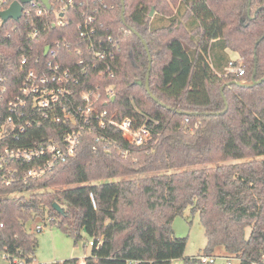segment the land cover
Instances as JSON below:
<instances>
[{"label":"trees","instance_id":"1","mask_svg":"<svg viewBox=\"0 0 264 264\" xmlns=\"http://www.w3.org/2000/svg\"><path fill=\"white\" fill-rule=\"evenodd\" d=\"M13 1L0 3V12ZM49 1L45 16L34 13L1 28L0 75L16 87L23 53L31 64L51 60L74 70L84 58L88 74L78 76L77 100L81 90L99 87L101 108L137 126L146 117L157 125L142 146L94 126L82 132L75 155L43 178L0 184L5 260L36 264L38 239L27 225L49 219L76 244L82 233L92 239L86 264H172L188 245L173 223L190 209L200 216L207 245L186 264H212L203 259L221 249L239 264H264V83L227 85L264 78V0ZM34 2L35 11L44 9ZM62 9L64 28L54 24ZM87 28L95 33L84 39ZM134 32L150 50V86L159 102L146 90L149 56ZM90 40L104 60L91 59ZM48 46L58 56H45ZM231 63L244 76L229 73ZM61 129L45 122L32 136L48 139Z\"/></svg>","mask_w":264,"mask_h":264},{"label":"built area","instance_id":"2","mask_svg":"<svg viewBox=\"0 0 264 264\" xmlns=\"http://www.w3.org/2000/svg\"><path fill=\"white\" fill-rule=\"evenodd\" d=\"M16 1L21 0L13 2ZM5 2L6 0H0V3ZM28 5L31 7L26 8ZM28 5L24 6L21 20L24 17H31L34 13L37 17H43L48 12L45 6L44 9L35 11L34 0ZM65 11L61 10V16L54 23L60 28L68 24L63 17ZM89 22H93V18L89 19ZM5 24L0 17V35ZM94 33V30L88 31L87 28L81 35L88 39ZM7 36L10 38L11 33ZM87 51L92 54L90 55L92 60L106 58L103 51L94 48L92 41ZM77 54L83 55L81 50H78ZM48 56H58L57 51L50 50ZM85 62L84 58L80 60L77 68L79 70L63 68L61 64H55L51 60L46 65L39 61L31 64L30 57L23 53L19 64L20 82L16 87H12L8 77L0 75V184L10 186L22 183L26 186L31 181L43 178L59 162L75 155L82 132L93 130L94 126L103 132L110 128L114 133L122 135L126 142L135 146L148 144L154 139L153 127L157 123L152 121L153 126H149L148 123L151 122L149 117L145 118L143 124L137 126L135 119L123 118L118 113H109L101 108L104 99L102 93L98 91L99 87L96 90H81L80 98L77 100L76 88L80 84L78 76L88 74V65L86 66ZM93 68L95 69L96 65H93ZM228 72L239 76H244L245 73L243 68L232 63ZM107 94L109 98L112 96L109 91ZM45 122L62 129L52 133L48 139L34 138L32 133L39 130ZM42 230L43 227H36L37 232ZM90 245L93 246V243ZM203 262L214 264L215 258H204ZM54 264L71 263L64 261ZM78 264L86 263L81 259Z\"/></svg>","mask_w":264,"mask_h":264},{"label":"rangeland","instance_id":"3","mask_svg":"<svg viewBox=\"0 0 264 264\" xmlns=\"http://www.w3.org/2000/svg\"><path fill=\"white\" fill-rule=\"evenodd\" d=\"M231 57L233 61H237L239 56L231 52ZM14 196L16 195L12 197ZM37 226L43 227V230L37 232ZM27 229L31 233H36L38 239V249L34 257L36 264H54L71 259H85L92 254V246L89 244L92 239L86 234L82 233L83 239L76 244L74 239L67 236L58 226H53L49 219H36L27 225ZM173 230L177 237L187 238L188 245L184 258L175 260L172 264H186V260L204 255L207 238L199 214H192L190 209L186 210L183 216L175 219ZM225 255L222 249L213 254L214 264H239L237 260L226 259ZM0 264H11L5 260L2 252H0Z\"/></svg>","mask_w":264,"mask_h":264},{"label":"water","instance_id":"4","mask_svg":"<svg viewBox=\"0 0 264 264\" xmlns=\"http://www.w3.org/2000/svg\"><path fill=\"white\" fill-rule=\"evenodd\" d=\"M32 1L33 0H21L20 2H18V1L13 2L11 4V6L7 10L0 12V17L2 18L3 22L7 23L9 20H14L15 22H19L21 20V18H22L24 6L30 4ZM41 1H42L43 5L48 10L52 9L49 0H41ZM121 2H122V5L124 6L125 5L124 0H121ZM124 13H125V9H123V14H122V19L125 22ZM154 13H155V10L153 9L152 12H151V16H154ZM134 34L136 36H138V38L143 42V44H144V46L146 48V51L148 53V56H149L150 66H149L147 79H146V82H145L146 90H147L148 94L151 96V98L154 101L159 102V100L153 95V93L151 91V86H150V74H151V69H152V59H151L150 50L148 48L147 43L143 40L142 36L140 34H138L137 32H134ZM49 51H50V47L48 46L45 49V56H48ZM262 83H264V78L262 80H260V81H256V78L254 77L251 82H232V83L227 84V85L236 84L237 86H240V87H252V86L260 85ZM136 84L139 85V86H143L144 85V83L142 81H139ZM225 87H223L222 92H224ZM113 100H115V98H113ZM226 106H227L226 110L223 112V114L228 111L227 102H226ZM221 114L222 113H218V114H215V115H221ZM54 207H55V209L58 212H62V209H61V207L59 205L55 204Z\"/></svg>","mask_w":264,"mask_h":264},{"label":"crops","instance_id":"5","mask_svg":"<svg viewBox=\"0 0 264 264\" xmlns=\"http://www.w3.org/2000/svg\"><path fill=\"white\" fill-rule=\"evenodd\" d=\"M232 53H233V52H232ZM229 55H230V57H231V52H229ZM231 59L234 60L232 57H231ZM238 59H239V57H238ZM238 59H236V60H238Z\"/></svg>","mask_w":264,"mask_h":264}]
</instances>
